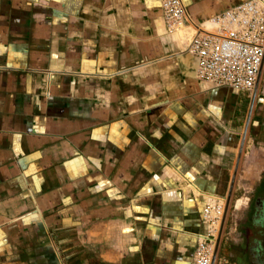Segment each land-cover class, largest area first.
<instances>
[{"label":"crops","instance_id":"0c3cea01","mask_svg":"<svg viewBox=\"0 0 264 264\" xmlns=\"http://www.w3.org/2000/svg\"><path fill=\"white\" fill-rule=\"evenodd\" d=\"M183 1L179 33L161 0H0V264H192L207 205L244 200L260 83L200 81L188 47L247 0Z\"/></svg>","mask_w":264,"mask_h":264},{"label":"built area","instance_id":"2783aa9c","mask_svg":"<svg viewBox=\"0 0 264 264\" xmlns=\"http://www.w3.org/2000/svg\"><path fill=\"white\" fill-rule=\"evenodd\" d=\"M161 3L169 32L192 23L183 0ZM207 22L215 30H207L204 24L194 25L196 32L188 47L197 62V79L253 94L264 73V0H247ZM225 206L221 199L205 208L207 233L198 237L192 264H213Z\"/></svg>","mask_w":264,"mask_h":264},{"label":"rangeland","instance_id":"374dc122","mask_svg":"<svg viewBox=\"0 0 264 264\" xmlns=\"http://www.w3.org/2000/svg\"><path fill=\"white\" fill-rule=\"evenodd\" d=\"M258 94L257 97L264 98V73L260 81ZM261 171L263 172L260 173ZM259 173L262 175L260 178L257 176ZM236 174L237 179L242 175V180L240 179L242 181V189L238 195H242L244 200L239 201V196L238 198L237 195L234 196V186L229 202V194L223 198L226 204L223 218L224 223L222 222L218 235V239L219 236L221 237L218 249L216 244L217 257L215 264H244L238 256L240 249H243L244 243L246 244L247 242L244 239L246 232H243V230H246L248 221L255 208V202L259 201L258 207L261 208L264 200V192L260 191L264 187L262 184L264 182V169H251L250 171L237 169ZM227 203H229L228 208ZM256 237L261 239L259 234Z\"/></svg>","mask_w":264,"mask_h":264},{"label":"flooded vegetation","instance_id":"af4514ba","mask_svg":"<svg viewBox=\"0 0 264 264\" xmlns=\"http://www.w3.org/2000/svg\"><path fill=\"white\" fill-rule=\"evenodd\" d=\"M258 202H255L249 223L246 230H243L246 232L244 239L247 242L244 243V248L240 249L238 256L244 264H264V200L261 208L258 207ZM258 234L261 239L256 237Z\"/></svg>","mask_w":264,"mask_h":264},{"label":"water","instance_id":"95a60500","mask_svg":"<svg viewBox=\"0 0 264 264\" xmlns=\"http://www.w3.org/2000/svg\"><path fill=\"white\" fill-rule=\"evenodd\" d=\"M233 186H234V180H233V182H232V186H231V189H230V193H229V197H228V202H229V200H230V197H231V194H232V192H233ZM229 203H227V208H228V205ZM224 223V222H223ZM220 240H221V237L219 236V239H218V242H217V249L219 248V242H220ZM217 249H216V252H215V256H214V261H213V264H215V259H216V257H217Z\"/></svg>","mask_w":264,"mask_h":264},{"label":"bare ground","instance_id":"6f19581e","mask_svg":"<svg viewBox=\"0 0 264 264\" xmlns=\"http://www.w3.org/2000/svg\"><path fill=\"white\" fill-rule=\"evenodd\" d=\"M203 26H204V28H206L207 30H211V31L215 30L214 26H212V24L209 23V22H207V23L204 24ZM184 28H185V27H183L182 29L178 30V32H179V33H183V32H184Z\"/></svg>","mask_w":264,"mask_h":264},{"label":"trees","instance_id":"16d2710c","mask_svg":"<svg viewBox=\"0 0 264 264\" xmlns=\"http://www.w3.org/2000/svg\"><path fill=\"white\" fill-rule=\"evenodd\" d=\"M262 184L264 185V182H263ZM260 191H263V192H264V187H263L262 189H260ZM260 191H259V192H260Z\"/></svg>","mask_w":264,"mask_h":264}]
</instances>
